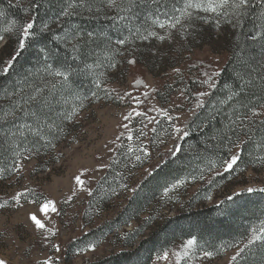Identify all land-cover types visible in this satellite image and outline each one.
Masks as SVG:
<instances>
[{"label":"snow or ice","instance_id":"1","mask_svg":"<svg viewBox=\"0 0 264 264\" xmlns=\"http://www.w3.org/2000/svg\"><path fill=\"white\" fill-rule=\"evenodd\" d=\"M9 6H12L11 3ZM40 7L41 0H32L29 7L23 9L29 19L19 23L14 20L12 25L4 30L5 34H0V44H15L9 54V60L0 68V75L9 73L13 62L18 60L38 34L50 31L48 22L42 23L38 30L36 28V17L32 13ZM4 15V11L0 10V18ZM101 15L110 21L108 27L118 33L116 39L113 40L103 30L99 32L95 29L89 30L73 23L77 17L95 18ZM205 16L215 18L217 26L223 20L235 27H243L242 21L252 16L256 21H260L255 25L260 30L252 31L247 38L252 44H258L264 50V0H61L60 10L53 19L58 28L53 31L51 39L57 48L62 47L65 50V55L60 58L54 49L47 46L41 48L39 51L43 64L38 72L33 73L30 80L23 82V86L3 91V101L0 102V189H3L5 183L10 185L13 178L19 183L24 178L26 162L31 161L34 156H39L41 152L56 147L53 140L58 138L59 133L65 131L67 125L73 123L83 109L91 103L113 99L112 91L104 85L110 71H119L116 57L126 59L128 65H135L137 61L127 58L125 53H128V56L132 55L134 51L132 46L137 40L147 41L151 38L163 42L166 37L159 35L157 29L166 32L177 29L187 31L188 27H194L196 21L205 19ZM260 67L264 69V61H261ZM255 71L256 68L244 62L238 73V89H229L226 100L235 101L232 111L226 113L227 122L224 126L208 137L210 141L216 142V148L224 149L225 154L222 156L217 154L215 160L208 159L207 168L200 170L201 179L205 171L215 172L219 177L231 178V174L243 161L245 153L253 166L257 163L264 166V134L254 139L256 131L264 133V119H258L264 117V75L260 76L261 83L257 85L252 75ZM219 75V72H205L206 78L201 84L209 89H215L214 77ZM80 77L90 78L93 85L90 95H81L73 88L74 79ZM142 84V81L136 80L133 87L138 88ZM257 86L260 89L259 93L252 90ZM101 92L103 96L100 95ZM127 95L135 102V106L123 117L122 127L127 135L121 133L115 137L116 141H120L118 149H123L122 156L128 161L131 156L140 161L141 154L148 155L144 147L137 145L133 148L131 143L125 145L124 140L148 138V132L157 133L161 130L159 128L161 120L156 116H150V111H158L159 116L170 124L171 131L168 134L175 138V143L168 151L170 156H177L182 151L180 141L185 140L189 134L184 127L178 125L180 117L171 116L164 108L137 110L140 107V98L132 96L130 92ZM209 95L211 93L207 91L197 92L195 109H203L204 98ZM144 96L147 98L148 93ZM120 99L123 100L124 97L120 96ZM137 118L141 127L133 133L128 121L136 122ZM150 125L154 126L149 127ZM249 145H254V151H248ZM121 162L113 160V163ZM240 171L243 173L245 169ZM81 175L75 177V184L80 191H87V195L92 197L94 193L86 188ZM182 183L183 181L178 180L172 188L175 189ZM164 191L166 195L169 189L165 188ZM245 191L249 194L264 193V188L248 187ZM236 195L239 196L241 193ZM40 199L34 189L24 186L10 197L0 199V210H18L26 203H36ZM227 199L232 201L233 197L228 196ZM70 200L71 198H67L65 203ZM40 211L45 217L49 212L56 213L55 202L44 198L40 204ZM27 219L33 232L40 234L41 241L47 242L55 253H60L59 244L52 243V238L57 236L59 230L53 231L35 213L29 214ZM245 239L242 247L239 244L231 245L237 248L230 258L231 264H239L244 254L254 246H264V220H261L258 226L252 227ZM197 244L196 238L188 239L184 244V256H181L180 252L175 254L176 264H180L182 259H190L189 253ZM95 250L94 244H88L80 249V253ZM212 257L211 251L203 252V258ZM161 258L168 259V254L165 253ZM60 259L61 257L54 258L48 255L42 264H60ZM0 264H6V261L0 259Z\"/></svg>","mask_w":264,"mask_h":264},{"label":"rangeland","instance_id":"2","mask_svg":"<svg viewBox=\"0 0 264 264\" xmlns=\"http://www.w3.org/2000/svg\"><path fill=\"white\" fill-rule=\"evenodd\" d=\"M6 1L25 7L29 0ZM8 28L0 29V34H5L4 30ZM229 30V24L223 20L217 26L215 18L205 16L203 20L198 19L194 27H188L187 31L169 30L170 36L169 32L157 29L159 35L166 37L163 42L151 38L147 41L137 40L132 46V55L125 53L127 58L137 61L135 65H128L126 59L116 57L119 71H110L104 85L112 91L113 99L97 101L83 109L63 143L45 158L26 162L24 178L19 183L13 178L10 185L5 183L0 189V199L10 197L24 186L34 189L41 198L36 203H26L18 210H0V259L5 260L6 264H42L46 256L52 255L54 258L61 257L60 264H92L124 249L132 250L166 219L187 209L217 204L248 187L264 188V168L258 172L247 170L220 182L207 197L197 196L198 190L205 187L198 182L193 185L179 184L175 189L170 186L168 193L165 195L164 191L141 217L95 245V252L80 253L79 249L68 247L83 233L111 221L123 208L136 184L170 156L168 150L175 143V138L168 134L170 124L159 116L158 111H150V116L161 120V130L148 132V138L124 140L125 145L131 143L133 148L137 145L144 147L148 155L141 154L140 161H136L134 156L130 161L122 156L123 149H118L120 141H116L115 137L121 133L127 135L122 127L123 117L135 106L127 93L140 98L137 110L164 108L171 116H179L177 123L185 128L187 120L194 113L196 93L210 90L201 84L206 78L204 73L219 72L227 60L225 41ZM12 40H15L14 36ZM14 47V43L0 44V68L7 63ZM136 80L143 82L138 88L133 87ZM145 93H148L147 98ZM100 95L103 96V93ZM120 96L124 99L121 100ZM128 123L133 133L141 127L139 118L136 122ZM114 159L122 161L114 164V178L108 181V185L117 181L112 183L115 191L112 190L107 202L93 206L87 191L82 192L76 186L75 177L83 174L81 179L85 181L86 188L94 191ZM44 198L53 200L57 208L56 213L49 212L47 217L40 211ZM67 198L71 200L65 203ZM31 213H35L53 231L59 230L52 243L59 244L60 253H55L47 242L41 241L38 232H33L27 219ZM135 230L141 236L132 245L128 241L126 246L127 232L133 233ZM186 241L175 242L169 249L154 256L149 264H176L175 254L180 252L184 256ZM243 242L239 244L241 247ZM236 251L237 248H233L207 259L203 258V252L194 248L189 253L191 258L182 259L180 264H231L230 258ZM165 253L168 254L166 260L161 258Z\"/></svg>","mask_w":264,"mask_h":264},{"label":"trees","instance_id":"3","mask_svg":"<svg viewBox=\"0 0 264 264\" xmlns=\"http://www.w3.org/2000/svg\"><path fill=\"white\" fill-rule=\"evenodd\" d=\"M31 2L32 0H29L25 7H19L6 0H0V10L5 13L4 17L0 18V29L10 27L14 20L19 23L29 19L23 9L29 7ZM41 3L42 7L32 13L36 17V28L38 30L42 23L48 22L50 31L38 34L21 53L18 60L13 62L9 73L0 75V102L3 101L5 89L11 91L14 87L23 86V82L30 80L32 74L38 72L43 64L39 51L41 48L47 46L49 49H54L60 58L65 55V50L62 47L57 48L51 39L53 31L58 28V25L53 23V19L60 10L61 0H41ZM73 23L89 30L95 29L98 32L103 30L113 40L118 36L115 30L108 27L110 21L104 19L102 15L95 18L77 17ZM257 23L260 21H256L252 16L242 21L243 27H235L228 23L230 30L225 41L227 60L219 71L220 75L214 77L216 88L210 89L208 92L211 95L204 98L205 107L196 109L185 124V130L189 134L185 140L180 141L182 151L175 157L164 158L146 177L142 178L134 187V191L126 200L123 208L111 221L83 233L68 244L69 248L72 246L71 248L80 250L88 244H99L108 235H115L121 228L146 213L152 203L163 195L165 188L172 186L178 180L183 181L182 184L185 185H193L197 182L202 184L205 187L198 190L197 196L207 197L220 182L229 179L227 176L219 177L215 172L208 171L204 172L203 179H201L200 170L207 168L208 159L215 160L217 154L221 156L225 154L224 149L216 148V142L210 141L208 137L227 122L226 113H231L235 101H227L226 97L229 89H238V73L244 62L256 68L252 75L257 85L261 83L260 76L264 75V69H261L260 63L264 61V50L258 44H252L247 38L252 31L260 30L255 27ZM73 88L78 90L81 95H90L93 85L90 83V78L80 77L74 79ZM252 90L260 92L258 86ZM221 101H225V103H221ZM258 119H264V117ZM57 122L59 123V121ZM73 123L67 125L65 131L59 133L58 138L53 140L56 147L68 138ZM261 134L264 133L256 131L254 139H258ZM56 147L41 152L33 159L45 158ZM248 151H254V145H249ZM114 164L112 161L106 174L99 182V186L93 191L94 195L89 198L91 205L97 206V204L100 205L109 200L114 188L112 183L117 182L114 181L108 185V181L114 178ZM263 168L264 166L258 163L253 166L245 153L243 161L231 174V177L241 174L240 169L258 172ZM206 178L209 180L205 181ZM238 193L241 195L238 196L236 193L230 195L233 197L232 201L225 197L217 204L200 209H187L178 213L166 219L132 250L124 249L92 264H149L154 256L160 255L175 242L190 238L197 239L198 244L195 249L199 252L211 251L213 256H218L232 250L234 248L231 247L232 244H240L246 240L245 237L249 234L250 229L258 226L260 221L264 220V193L249 194L245 191ZM127 233L130 236L128 235L125 240L126 246H128V241L129 245H132L141 236L140 232L136 230L133 233ZM239 264H264V246H254L250 251H247Z\"/></svg>","mask_w":264,"mask_h":264}]
</instances>
